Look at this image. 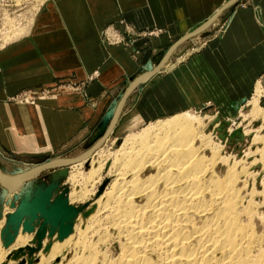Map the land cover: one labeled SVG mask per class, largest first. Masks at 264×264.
<instances>
[{
	"label": "crops",
	"instance_id": "crops-1",
	"mask_svg": "<svg viewBox=\"0 0 264 264\" xmlns=\"http://www.w3.org/2000/svg\"><path fill=\"white\" fill-rule=\"evenodd\" d=\"M259 83L264 109V0H45L29 34L0 50V146L51 154L116 101L138 126L198 111L234 118ZM58 84L68 86L35 105L8 102Z\"/></svg>",
	"mask_w": 264,
	"mask_h": 264
},
{
	"label": "bare ground",
	"instance_id": "bare-ground-1",
	"mask_svg": "<svg viewBox=\"0 0 264 264\" xmlns=\"http://www.w3.org/2000/svg\"><path fill=\"white\" fill-rule=\"evenodd\" d=\"M31 27L32 21L23 32L28 33ZM148 78L133 83L129 91ZM262 90L259 83L254 97L259 99ZM257 106L255 102L254 107L261 109ZM119 111L120 106L105 135L113 128ZM196 124L199 126L196 118L183 113L150 123L141 132L126 137L112 154L115 180L110 191L93 199L83 212L64 214L59 226L48 224L49 231L57 230L56 236L62 239L57 244L51 236L43 241L41 264H48L67 245L77 253L73 264H264L261 239L253 224L243 219L250 210L240 204L243 197L236 189L234 167L223 174L215 170L217 161L227 163V158L220 156L221 146L213 142H209L212 155H201L204 139L198 135ZM102 141L95 148L100 150ZM91 160L92 172L103 170L102 156L95 152ZM39 171L8 175L0 170V182L14 194ZM25 220L33 218L26 215ZM8 224L0 232V264H9L5 254L20 241L10 233ZM68 224L74 228L78 225L76 240L68 230L62 233L61 229L70 228ZM113 240L120 248L116 257L109 248L101 250L102 245ZM51 241L53 248H49Z\"/></svg>",
	"mask_w": 264,
	"mask_h": 264
},
{
	"label": "rangeland",
	"instance_id": "rangeland-1",
	"mask_svg": "<svg viewBox=\"0 0 264 264\" xmlns=\"http://www.w3.org/2000/svg\"><path fill=\"white\" fill-rule=\"evenodd\" d=\"M44 1L45 0H0V50L5 48L9 43L29 34L30 31L25 34L23 29L26 28L31 21L34 22V17ZM153 73H145L140 77L132 79L130 81L131 83H129L130 85L127 84L128 91H125L127 85L124 83L122 87L123 92L119 91L117 94L118 98L119 95L124 94V91L125 93L127 92L124 98V103H126L128 96L133 94L135 89L146 84L153 76L144 84L129 91L133 83ZM67 86L58 84V86L49 89L27 90L20 92L19 95L11 97L8 102L17 103L20 106L35 105V103L39 101L51 98L56 88L60 87L59 89H61V87ZM132 99H134V101L137 99L135 93ZM255 102L260 106L257 97H254L249 104L237 109L234 118H226L222 114H218V116L213 119V113L211 111L205 112L203 110V112L200 111L201 113L199 111L196 113H187L190 117H194L198 120L199 126L196 124L198 135L202 137L201 139H204L202 142L204 146L200 149L201 155H203L202 153L206 156L212 155L209 142H213L221 146L220 156L222 158H227V163L219 159L216 166H214L215 170L217 169L216 171L218 173L223 174L229 167H234L233 170L237 176L236 189L240 191V195L243 197V199L241 198L240 204L242 208L248 207L250 210L249 215H243V219L253 224L255 233L257 232L256 234L261 239L260 241L262 244L260 245L264 246V109H257L254 107ZM124 103L120 105L117 121L113 123L114 127L106 135V127L112 122V118L119 108L116 109L117 101L109 108L105 116L101 118L100 122L95 127L90 129V131L82 133L78 138L70 141L69 144L66 143L51 154L37 157L23 154L17 155L7 153L2 150L0 146L1 172L8 175H17L24 174L29 170H40L34 177L24 181L20 189L15 191L14 194L5 189L9 188L8 186L2 185L0 182V213H2L0 214V232L3 225L9 223L10 233H12L15 239L18 237L17 240H20L9 247L5 254L6 261L9 264H41L42 257L40 253L44 249L43 241L51 236L53 240H56L52 241L57 244L59 242L58 240L62 239L56 236L57 230H54V232L53 230L51 232L49 231L50 228L48 224L51 225L52 223L47 222L43 224L45 219H43V217H41L42 215H39V213L34 217L30 214H26L33 218V220H31L32 222H26L25 215L23 223L19 225L15 223L11 217L23 202L27 203L30 199L37 198L48 188L55 186V189H53L50 194V203L53 204L57 197L62 196L66 199L67 206L73 209L69 214L73 211L78 214L83 212L91 204L93 199L98 200L100 196L110 191L115 180V174L112 173V154L121 147L126 137L141 132L146 126H138L132 123L137 117L135 108L130 106L125 111V109H122ZM164 120L167 119L159 121ZM101 139L103 141L98 147L100 150H98L95 146ZM95 152L98 153V156H102L100 163L104 165L103 170L98 171V173L92 172L91 158ZM86 153H89V155L82 160ZM68 162L69 164H67ZM71 163L75 165L73 164V166ZM53 164L59 166H54ZM7 192L9 194L11 193V197ZM6 194H8V196ZM16 196L18 197L17 199ZM10 200L13 202L11 206H9V202L11 203ZM38 215L39 217L37 218ZM53 225L59 226L60 222L57 225ZM68 227L70 228L67 229V233L72 234V240H76L79 237L78 225L77 228H74L72 224H68ZM26 238L27 242H24L25 244L22 243V240ZM32 238H35L36 242H33ZM52 241L49 248H53V245H55ZM102 246V252H104L106 248H109V251L112 252L114 257L120 252L119 244L116 240L105 243V245ZM70 249V245L64 247L61 252L57 254L56 258L54 257L48 264H62V262L73 264L77 253H73ZM80 252H78L79 255ZM17 253L18 257L16 255ZM66 257H68V259Z\"/></svg>",
	"mask_w": 264,
	"mask_h": 264
},
{
	"label": "water",
	"instance_id": "water-1",
	"mask_svg": "<svg viewBox=\"0 0 264 264\" xmlns=\"http://www.w3.org/2000/svg\"><path fill=\"white\" fill-rule=\"evenodd\" d=\"M53 189H55V186L45 190L39 197L30 199L27 203L23 202L17 208L11 219L19 225L24 222L23 218L26 214H30L34 217L39 213L42 215L43 219H45L43 224L50 222L57 225L59 222H61L63 215L69 213L73 209L67 206V201L62 196L57 197L53 204L50 203V194ZM65 230L67 229H61L62 233H64Z\"/></svg>",
	"mask_w": 264,
	"mask_h": 264
}]
</instances>
